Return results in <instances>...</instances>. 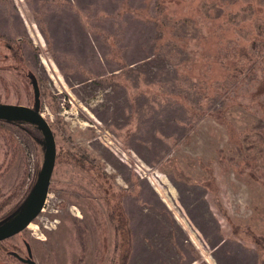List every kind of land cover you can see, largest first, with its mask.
Listing matches in <instances>:
<instances>
[{
  "label": "rangeland",
  "instance_id": "obj_1",
  "mask_svg": "<svg viewBox=\"0 0 264 264\" xmlns=\"http://www.w3.org/2000/svg\"><path fill=\"white\" fill-rule=\"evenodd\" d=\"M30 72L56 164L0 264L28 246L37 264H117L112 200L131 264H264V0H0V103H35ZM45 152L36 125L0 121V219Z\"/></svg>",
  "mask_w": 264,
  "mask_h": 264
},
{
  "label": "water",
  "instance_id": "obj_2",
  "mask_svg": "<svg viewBox=\"0 0 264 264\" xmlns=\"http://www.w3.org/2000/svg\"><path fill=\"white\" fill-rule=\"evenodd\" d=\"M0 120L26 121L36 125L44 136L46 146L44 162L27 205L12 219L0 224L1 242L24 230L43 210L49 195L50 183L56 164L57 145L55 134L49 122L39 110L31 106L0 103ZM28 250L29 257L26 259V262L28 264H37L32 258L31 248L29 246Z\"/></svg>",
  "mask_w": 264,
  "mask_h": 264
},
{
  "label": "trees",
  "instance_id": "obj_3",
  "mask_svg": "<svg viewBox=\"0 0 264 264\" xmlns=\"http://www.w3.org/2000/svg\"><path fill=\"white\" fill-rule=\"evenodd\" d=\"M261 88L264 89V82L261 83ZM71 152L74 158L81 157L77 152ZM243 165L245 166V168H247L248 166V168H250V174L255 177V170L257 167L255 159H250L247 157V159L244 160ZM261 181L264 185V180ZM25 206L26 205H21L18 208L11 210V212H8L6 215H4V217L0 219V224L12 219L15 215L21 212ZM109 207L110 218L113 225L115 226V252L117 251L119 254V260H117V264H119V261L120 264H127L132 250V235L130 231L129 221L119 202H115L112 200V202H109ZM253 239L258 244H261V241H264V237L256 235L253 236Z\"/></svg>",
  "mask_w": 264,
  "mask_h": 264
},
{
  "label": "flooded vegetation",
  "instance_id": "obj_4",
  "mask_svg": "<svg viewBox=\"0 0 264 264\" xmlns=\"http://www.w3.org/2000/svg\"><path fill=\"white\" fill-rule=\"evenodd\" d=\"M19 39H22V37H19ZM6 44L8 45V48L10 49L11 53H12V58H18V56H21L22 57V54H21V51H22V46H19L18 44L14 43L12 40L8 39ZM9 54L7 53L6 54V57L8 56ZM27 66V65H26ZM28 67V66H27ZM28 78L31 80H33V86H34V90H35V103L33 105H27V106H31L37 110L40 111V107H39V87H38V84L37 82L35 81V75L33 72H30V74H28ZM37 80V79H36ZM37 87V89H36ZM37 93H38V96H37ZM13 104V103H12ZM22 105H25V104H22ZM0 121H6V120H0ZM8 122H16V121H8ZM19 122H23V121H19ZM17 259H19L20 261L24 262V263H27L26 262V259H28L27 257H23V256H20V255H17L15 254ZM28 257H29V250H28ZM25 260V261H24Z\"/></svg>",
  "mask_w": 264,
  "mask_h": 264
},
{
  "label": "crops",
  "instance_id": "obj_5",
  "mask_svg": "<svg viewBox=\"0 0 264 264\" xmlns=\"http://www.w3.org/2000/svg\"><path fill=\"white\" fill-rule=\"evenodd\" d=\"M133 255H134L133 250H131L130 257ZM130 257H129V259H130ZM131 262H132V260L130 259L127 264H131Z\"/></svg>",
  "mask_w": 264,
  "mask_h": 264
}]
</instances>
